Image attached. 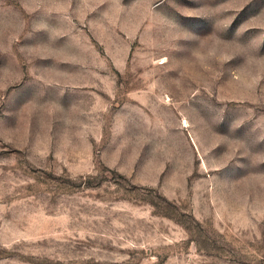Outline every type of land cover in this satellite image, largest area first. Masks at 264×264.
Listing matches in <instances>:
<instances>
[{
  "label": "rangeland",
  "instance_id": "rangeland-1",
  "mask_svg": "<svg viewBox=\"0 0 264 264\" xmlns=\"http://www.w3.org/2000/svg\"><path fill=\"white\" fill-rule=\"evenodd\" d=\"M0 264H264V0H0Z\"/></svg>",
  "mask_w": 264,
  "mask_h": 264
}]
</instances>
